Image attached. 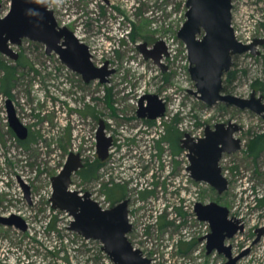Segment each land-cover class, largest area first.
<instances>
[{
	"label": "rangeland",
	"instance_id": "374dc122",
	"mask_svg": "<svg viewBox=\"0 0 264 264\" xmlns=\"http://www.w3.org/2000/svg\"><path fill=\"white\" fill-rule=\"evenodd\" d=\"M57 23L68 27L89 47L94 65L108 61V81L84 82L45 46L23 39L12 48L19 58L0 53V62L15 69L14 80L2 88L0 70V215L16 214L27 224L22 231L0 223V264H114L97 240H85L69 230L72 217L53 211L51 178L70 152L79 153L84 166L72 174L71 188L89 192L102 207L111 205L107 191L127 197L133 225L129 241L151 261L149 264H221L226 258L213 251L206 255L204 222L198 221L194 203L215 201L229 217L245 220V230L226 240L234 254L248 249L236 264H264V234L254 243L255 226L264 222V150L255 154L252 140L264 133V118L249 109L224 102L209 105L195 91L187 50L177 32L185 20L186 0H46ZM10 0H0V16ZM232 26L236 38L264 40V0H232ZM162 40L168 56L160 62L145 58L138 45L153 48ZM256 55L232 57L225 93L247 98L253 86H264V43ZM225 78V75H224ZM7 91L5 95L4 91ZM156 94L165 112L155 120L139 117V99ZM10 98L28 136L19 140L8 124L6 99ZM146 104V100L144 101ZM147 120L151 121L148 123ZM233 121L240 126L235 137L241 148L224 153L220 161L228 188L222 194L205 182L194 181L187 171L186 150L177 154L173 177L169 147L174 128L202 137L205 127ZM100 121L112 146L94 173H80L95 164ZM23 142L20 143V142ZM171 141V142H170ZM168 144H170L168 146ZM177 144V142H175ZM180 145L181 142L178 141ZM21 182L28 186V197ZM257 203L251 206L252 199ZM250 201V202H249ZM249 202V203H248ZM52 218L53 227L46 222Z\"/></svg>",
	"mask_w": 264,
	"mask_h": 264
},
{
	"label": "water",
	"instance_id": "95a60500",
	"mask_svg": "<svg viewBox=\"0 0 264 264\" xmlns=\"http://www.w3.org/2000/svg\"><path fill=\"white\" fill-rule=\"evenodd\" d=\"M185 5V20L177 36L187 50L188 71L196 87L191 92L209 105L225 102L239 109H249L264 118L263 97L257 96L254 90L247 98L223 91L224 75L232 66V57L245 52L258 54L256 47L262 45L264 40L254 38L251 42L243 43L236 38L231 24L232 0H186ZM25 38L43 44L47 54H57L61 62L79 73L86 83L96 79L100 83L107 82L108 76L114 71L108 68V61L102 66L93 64L89 47L68 27L57 23L54 11L46 0H10L8 12L0 16V53L17 60L19 54L12 46L20 45ZM138 48L146 59L151 57L166 69L160 62L163 55H168L164 41H156L151 49L147 48L146 43L138 45ZM5 103L10 129L19 140H25L29 134L27 126L17 117L11 99L7 98ZM164 112L165 104L156 94L140 97L137 110L139 117L155 120ZM239 130L240 126L230 120L216 123L213 127L207 125L202 137L194 138L189 133L183 135L180 146L187 152V170L195 181L206 182L218 194L226 191L228 180L219 162L223 153H232L241 148V140L235 137ZM96 139L97 157L104 161L108 158L112 138L105 135L102 121ZM83 165L79 153L70 152L67 155L60 172L51 178V207L72 217L69 230L85 239L99 241L102 251L114 264H149L151 260L135 248L127 237L132 230L128 220L127 199L109 208H102L90 197L89 192L80 194L69 189L72 174ZM21 186L28 197V186L22 182ZM194 212L198 220L207 221L211 228L206 236L207 254L216 251L226 258L221 264H236L248 253L249 250L245 249L234 254L232 246L225 243L226 239L243 228L239 219L228 217L227 207L215 201L196 202ZM0 223L22 231L27 228L26 222L16 214L0 215ZM263 233L264 226L258 229L253 242L256 243Z\"/></svg>",
	"mask_w": 264,
	"mask_h": 264
},
{
	"label": "trees",
	"instance_id": "16d2710c",
	"mask_svg": "<svg viewBox=\"0 0 264 264\" xmlns=\"http://www.w3.org/2000/svg\"><path fill=\"white\" fill-rule=\"evenodd\" d=\"M0 70L4 73V77L2 78V88L3 89H6L8 85H10L12 83V81L14 80V72H15V69L12 67V66H9L7 64H4L2 62H0ZM233 78V72H230V70L225 74V78L223 79V91L226 92V88H227V84L228 81H230L231 79ZM254 87H256L257 90H263L264 91V86L262 85H257V81L254 82L253 84ZM2 89V90H3ZM4 91V90H3ZM5 95H7V91L5 92ZM148 123H151V121L147 120ZM167 131H168V134L169 132H176V130L174 128H167ZM172 133L173 135V141L171 142L172 146H174L175 148H177L178 146V139H180V135L177 133V134H174ZM175 142H177V144H175ZM20 143L23 144V142L21 141ZM251 150L253 152H255V154H258L260 151H263L264 150V133L263 134H260L258 136H256L253 140H252V146H251ZM103 164V162L101 161H98L96 160L95 161V164H91L89 165V167L87 169H83L80 171L81 174H84L85 173H94V171L98 170L101 165ZM112 188H114V186H112ZM110 188L108 191H107V194L108 196L112 199V200H115L113 199L114 198V195L119 192L117 191H113V189ZM122 197V196H121ZM120 197V198H121ZM54 212L57 211V210H53ZM46 225L48 227H53L54 225V221L52 218L48 219V221L46 222Z\"/></svg>",
	"mask_w": 264,
	"mask_h": 264
},
{
	"label": "flooded vegetation",
	"instance_id": "af4514ba",
	"mask_svg": "<svg viewBox=\"0 0 264 264\" xmlns=\"http://www.w3.org/2000/svg\"><path fill=\"white\" fill-rule=\"evenodd\" d=\"M47 54V53H46ZM49 55V54H48ZM19 58V57H18ZM225 103V102H224ZM227 104V103H226ZM194 137V136H193ZM194 138H198V137H194ZM181 139V138H180ZM180 139H178V141H180ZM170 144H168V146H169ZM180 145L178 144V146H177V148H175L174 146H172V144H171V146L169 147V154H170V161L172 162V168H173V177H175V174H176V163H177V161H176V159H177V154H178V151H179V149H180ZM187 153V152H186ZM224 154V153H223ZM223 156V155H222ZM187 159H188V157H187ZM221 159H222V157H221ZM221 161V160H220ZM188 162H189V160H188ZM219 165H220V162H219ZM187 169V168H186ZM188 171V170H187ZM189 175H190V173H189ZM191 177V176H190ZM191 179L192 180H194L192 177H191ZM195 181V180H194ZM206 183V182H205ZM115 185H119V184H115ZM114 185V186H115ZM119 199H117V200H110L111 201V205H110V207L111 206H113V205H115V204H117L118 202H120V201H122V200H124V199H127L128 200V205H127V209H128V215H129V199L127 198V197H118ZM262 201H264V199H260L259 200V204L262 202ZM195 204V203H194ZM195 213V212H194ZM196 215V214H195ZM241 216H243L244 217V215H241ZM241 216H239V217H241ZM228 217H229V215H228ZM239 217L237 216V217H235V216H232V217H229V218H237V219H239ZM243 217L239 220L240 221V224H242L243 225V228H242V230H238L237 231V233H239V232H243L244 230H245V220H243ZM198 221H200V220H198ZM201 222H204V224H205V234L203 235V238H202V240H204L205 241V252H206V236L210 233V231H211V228H210V225H209V223L207 222V221H201ZM262 226H264V222L263 223H261V224H259V225H257V226H255L254 227V229H253V231H254V233H256V235H255V238L257 237V233H258V229L259 228H261ZM132 229H133V225H132ZM132 231V230H131ZM130 231V232H131ZM236 233V234H237ZM235 234V235H236ZM264 234V233H263ZM262 234V235H263ZM234 235V236H235ZM261 235V236H262ZM261 236H260V238H261ZM232 238V237H231ZM254 238V239H255ZM260 238L258 239V241L260 240ZM202 240H200V241H202ZM227 240V239H226ZM226 240H225V242H226ZM229 245V244H228ZM212 253V252H211ZM210 253V254H211ZM206 255H209V254H207L206 253Z\"/></svg>",
	"mask_w": 264,
	"mask_h": 264
},
{
	"label": "built area",
	"instance_id": "2783aa9c",
	"mask_svg": "<svg viewBox=\"0 0 264 264\" xmlns=\"http://www.w3.org/2000/svg\"><path fill=\"white\" fill-rule=\"evenodd\" d=\"M167 46V45H166ZM167 51H168V47H167ZM168 54H169V51H168ZM168 56V55H167ZM112 146V145H111ZM111 148V147H110ZM110 148H109V150H110ZM82 158V157H81ZM62 168V167H61ZM69 189L70 190H74L73 188H71V184H70V186H69ZM76 191H78L80 194H83V192L81 191V190H76ZM91 196V195H90ZM252 202L250 203V205L251 206H254L256 203H257V200L256 199H252L251 200ZM250 202V201H249ZM248 202V203H249ZM102 207V206H101ZM110 206H109V204L107 205V207H102V208H109ZM128 220H129V215H128ZM129 222H131L130 220H129ZM82 237V236H81ZM83 238V237H82ZM83 239H85V238H83ZM85 240H90V239H85Z\"/></svg>",
	"mask_w": 264,
	"mask_h": 264
},
{
	"label": "bare ground",
	"instance_id": "6f19581e",
	"mask_svg": "<svg viewBox=\"0 0 264 264\" xmlns=\"http://www.w3.org/2000/svg\"><path fill=\"white\" fill-rule=\"evenodd\" d=\"M84 166V165H83ZM239 220H240V218H239Z\"/></svg>",
	"mask_w": 264,
	"mask_h": 264
}]
</instances>
